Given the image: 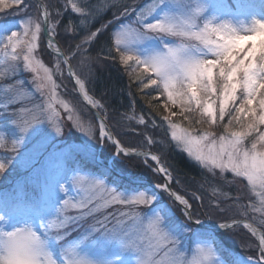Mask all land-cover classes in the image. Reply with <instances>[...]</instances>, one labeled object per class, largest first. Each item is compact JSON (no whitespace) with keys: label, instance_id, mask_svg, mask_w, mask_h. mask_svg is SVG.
Instances as JSON below:
<instances>
[{"label":"rangeland","instance_id":"374dc122","mask_svg":"<svg viewBox=\"0 0 264 264\" xmlns=\"http://www.w3.org/2000/svg\"><path fill=\"white\" fill-rule=\"evenodd\" d=\"M45 1V0H44ZM113 4L128 3L126 9L120 10L112 19L111 23L104 25L97 30L88 31L82 37L80 49L75 48L73 52H67L70 62L74 68L78 80L84 86V79L88 77L89 70L95 63V58L86 54L88 46L95 40L90 38L92 33L104 32L110 25L112 26V38L114 49L120 55H131L140 60L147 59L156 54L167 51V46L174 48L183 44L189 55L198 59H216L211 48L214 45H205L200 40L191 37H173L158 32H150L148 36L139 39L142 33V22L155 23L156 19L163 20L165 15L175 17L176 22L193 33H200L207 25L208 29L226 25V30H221L222 35L230 36L233 31L236 35H251L248 31L252 27L254 19L252 14L255 6L261 0H111ZM85 2H87L85 0ZM46 7L54 11L48 12V33L51 30L55 38L56 21L68 10L76 14L81 11H73V5L77 8L83 7V3L77 0H46ZM21 6V7H20ZM10 7H16L19 15L15 17V12L9 11ZM20 8V10H19ZM82 9V8H81ZM83 14L84 24L87 28L94 22L95 18ZM258 20V19H257ZM30 22V23H29ZM40 25V33L34 42L33 50L29 53L24 42L29 41L31 32L36 24ZM27 30V35H25ZM43 23L40 18L36 3L33 0H20L14 3L13 0H0V41L4 40L12 31H16L21 38L16 52L12 48L7 50V55L3 51L4 44L0 43V71L5 75L0 77V104H5L10 98L16 99L21 107L33 108L39 105L42 109H47L49 105L57 113L54 122L61 128V133L57 135L47 116L42 118V123L35 125L29 132L21 133L18 124L13 120L12 112H19V108L8 107L0 111V162L5 163V171L0 173V202H7L17 206V210L5 213L8 222L0 223V229L4 231H14L16 227H24V223H38L39 218L53 219L57 208L63 207V199L69 200L70 204L82 200L86 193L82 189L71 183L72 177H83L85 181L101 180L106 188H116L126 195L132 193L126 188H118L110 180L105 179L107 171L116 170L130 179V170L139 161L144 183L142 190L148 193H155L158 205L169 209L165 217V231H169L179 242L176 250L169 253L167 248L158 249L155 253L151 245L155 244L151 233L148 231V220L152 217V206L138 205L140 212L139 221H131L127 217H119V211H128L126 206L111 205L107 209H101L94 217H86L75 221L70 230V234L62 241L49 238L47 248L53 255L57 264H63L65 259L72 256V247L79 257H82L90 264H140L143 260L145 264H170L175 260L177 264H185L194 256L202 258L203 253L197 251V243L205 251L212 247L215 251L217 264H260L259 238L264 234V206L261 200L264 196L260 193L264 191L259 184L255 187L249 185L246 178L235 176L231 170V163L227 156L223 157L219 163L221 168L204 167L195 159V154H202L206 158L210 154L221 150V137L232 139L231 132H244L241 123L236 122L235 108L239 107L243 99V88L238 86L236 100L228 103L226 114L219 117V91L215 95L203 97V100L212 102V116L203 114V109L192 105L201 114L195 117L193 123L187 121L186 126L182 121L178 122V105L169 100L168 91L165 90L164 83L152 72L151 68L145 64L133 62V68L143 70L142 72L153 80H157L159 90L164 96L165 109L164 118L169 134L171 146L174 151L184 154L187 161L200 170L198 179H186L176 173L172 167L166 165L167 173L171 175L170 190L178 195H183L189 201L193 212L191 219L198 224H225L234 221H246L252 224L258 235H252V228H245L246 223L239 226L229 227L226 231L213 235L205 228L196 227L194 229L185 226L184 221L179 217L171 203L166 200L165 192L150 184L163 181L155 171L152 164L147 159H125L116 154L110 140L99 139V124L82 106L73 89L65 64L56 53L57 49L46 48L42 36ZM212 40L218 41V35H213ZM49 41L47 44L49 45ZM86 41V42H85ZM118 41H120L118 43ZM6 43V40L4 41ZM246 46H248L246 44ZM56 52V53H55ZM79 52L73 59V53ZM16 54L18 59L11 61V56ZM29 55L31 66L36 71L24 68V56ZM68 58V59H69ZM15 64L16 71L9 73V64ZM59 65V67H57ZM147 68V71H145ZM145 71V72H144ZM214 75V86L216 81ZM264 82V81H262ZM185 85L188 83L185 80ZM37 84H42L43 88L37 89ZM85 88V86H84ZM86 90V89H85ZM169 90L174 91L170 88ZM186 91V88L184 89ZM43 93V94H41ZM176 100V96H173ZM92 102V106L94 107ZM99 104V103H98ZM102 112V108H97ZM231 109V115L228 110ZM257 111L259 109L257 108ZM30 121V118H26ZM197 121H200L197 123ZM206 121V123H204ZM232 121L230 124L229 122ZM111 126H115V121L109 118ZM109 124V125H110ZM91 125L93 136L85 135L79 126L85 129ZM137 125H140L137 123ZM225 126L228 131H225ZM185 132L190 134L191 142H180L174 139L182 136ZM264 132V125H257L256 131L243 137L242 148L251 150L253 142L257 144V151L261 150L260 133ZM7 139H4V137ZM19 138L13 151V141ZM160 147H165L164 143L157 140ZM186 148H190L193 155H189ZM166 150V149H164ZM90 164L96 165L97 174L88 173L86 167ZM161 165L160 167H164ZM164 167V168H165ZM126 173H129L127 175ZM116 179L112 174L110 178ZM135 178H131V180ZM130 182V181H129ZM64 184L67 195L58 190V185ZM48 186L52 190L51 198H42V190ZM87 187V185H85ZM139 191V190H136ZM135 192V190H134ZM193 193L200 199H193ZM164 196V197H163ZM103 203V201H98ZM155 204V201H154ZM114 213L121 219L128 228L135 227L139 232L138 242L141 250L135 248L123 249L119 241L111 239L103 232L97 220L103 216ZM66 215H76L75 209L69 207ZM165 215V213H161ZM199 221V222H197ZM115 220L108 224L111 228ZM206 237V239H200ZM63 253V255H62Z\"/></svg>","mask_w":264,"mask_h":264},{"label":"snow or ice","instance_id":"6c2138e0","mask_svg":"<svg viewBox=\"0 0 264 264\" xmlns=\"http://www.w3.org/2000/svg\"><path fill=\"white\" fill-rule=\"evenodd\" d=\"M13 2L18 4L20 0H13ZM117 10L119 11V7H117ZM73 11H81V9L73 5ZM43 15L47 18L48 11L45 10ZM142 27L144 31L140 33L139 39L148 36L150 32H158L173 37H191L200 40L205 45H214L210 51H212L216 59L212 60H201L189 55L183 44L176 48L167 46L166 52L153 55L144 60L133 56H122L121 59L125 63L127 60L136 59L138 63L150 67L152 72L164 83L165 90L168 91L169 100L173 104H176V100L173 99L174 95L179 100L178 106L181 108V112L195 111L192 105H196L203 109V114L211 117L213 114L212 102L209 100L202 101V98L215 95L219 91V97H217L219 99V117L223 118L226 114L228 103L235 101L237 98L236 92L238 86H242L243 99L239 107L235 108L236 115L233 119L241 123L245 131L242 133L231 132L232 139L222 136L220 138L222 146L219 152L210 154L207 158L198 153L195 154V159L204 167L211 166L209 167L210 171L212 168L217 167L223 171V166L218 160L222 161L223 157L227 156L231 163V170L235 176L246 178L249 185L255 187L256 184H259L261 189H264V132H261L259 136L261 150L257 151V144L255 142L252 143L250 151L242 148L243 137L256 131L257 125H264V82H262L264 81V21H253L252 27L248 29L252 33L251 35H236L235 31H233L227 37L220 34L221 30L227 29L226 25L222 24L210 30L205 25L203 31L193 33L186 30L182 24L177 23L175 17L168 15H165L163 20L156 19L155 23L142 22ZM39 33L40 25L37 23L35 29L31 32L30 40L24 42L29 53L33 50L34 42ZM102 34L101 32L100 35ZM25 35H27V30ZM48 35H53L51 30ZM213 35H218L219 42L212 40ZM90 38L98 40L99 36L97 33H92ZM5 40L6 43L4 42ZM21 42V38L16 31H12L11 35L0 41V43L4 44L3 51L6 55L9 48H12L13 53H15L18 44ZM49 46L57 49V53L59 54L56 43L50 40ZM82 46V44H77L76 48L80 49ZM67 51H72L71 45H68ZM78 54L79 52L73 53V59ZM17 59L18 56L16 54L11 56V61H16ZM64 62L68 63L67 58ZM16 67L14 63L9 64L7 72H15ZM24 68L36 71L31 66L29 55L24 56ZM145 71H147V68H145ZM4 75L5 72L0 71V77ZM214 75L217 78L215 81L216 86H214ZM185 80L188 82L186 85L184 83ZM77 83L83 88V84L79 80H77ZM150 83L156 84L157 80L150 78ZM41 88H43V85L37 84V89ZM170 88L174 89V91L169 90ZM185 88L186 91L184 90ZM8 107L19 108V112L14 111L11 115L13 120L18 124L22 134L29 132L35 125L41 124L44 116H47L55 133L57 135L61 133L60 126L54 122L57 113L51 108V105L46 110L42 109L39 105H35L33 108L21 107L16 99L10 98L5 104H0V111H4ZM94 107L100 108L102 105L97 103L94 104ZM257 108L259 111H257ZM228 114L231 115V109L228 110ZM26 118H30V121ZM97 118L100 120L99 139L103 141L107 138L112 141L119 151H123V149H120V142L114 140L112 134L107 131L105 123L107 116H98ZM199 122L197 121V123ZM138 123L144 124V119H139ZM229 123L231 124L232 121ZM79 128L85 132V135L89 137L93 136L91 125L87 129L83 126H79ZM225 131H228L227 126H225ZM173 138L178 139L180 142H191L190 134L187 132L180 137L174 134ZM4 139H7V137L5 136ZM18 142L19 138L13 141V151ZM148 143H151V140ZM185 150L189 152V155H193L190 148H186ZM151 160L159 163V159L155 155L151 157ZM4 171L5 163L0 162V173ZM156 171L164 174L163 181L155 183L156 189L167 192L170 199L178 201L179 205L183 206L184 215L191 220L193 212L189 211L191 207L189 201L183 195H178L175 191L169 190L171 175L167 173V169L159 167ZM71 183L85 191L86 195L82 200L71 204L69 200L63 199V207L56 209L55 218H39L38 223L35 225L24 223V227H16L14 231L0 229V264H57V261L47 248L48 239L54 238L56 241L64 240L70 234L71 226L75 221L86 217H94L102 208L107 209L111 205L126 206L128 211H119V217H127L134 222L140 220V212L137 211L136 206H152L149 211H152L153 215L148 220L147 227L152 239L156 242L151 245L153 252L155 253L158 249H161V246L167 248L169 253L176 250V245L179 241L169 231H165V227L163 226L169 209L161 205L159 206V210H156L158 201H156L154 192L148 193L145 190H139L126 195L116 188H106L104 182L101 180L85 181L83 177L78 176L72 177ZM58 190L67 195L64 184H59ZM52 194V190L48 186H45L41 193L42 198L45 200L51 198ZM260 195L264 196V191ZM200 198L193 193V199ZM98 201H103V203H99ZM261 205L264 206V199L261 200ZM69 207L75 209L77 214L72 216L66 215V210ZM16 210L17 206L10 205L7 202H0V223L8 222V216L5 213L10 214ZM162 212L165 215H162ZM112 220H115V223L109 228L108 224ZM97 223L111 239L119 241L123 249L135 248L137 251L141 250L137 229L135 227L128 228L114 213L103 216V219L97 220ZM220 227L223 228L225 225L221 224ZM244 227L250 228V225L245 224ZM252 235H257L255 230L252 231ZM200 239H206V237H201ZM199 245L200 243H197V251L203 253V257L197 258L194 256L192 260L186 261L185 264H217L214 249L209 247L205 251ZM258 247L261 257L260 264H264V234L260 235ZM63 264H90V262L79 257L75 248L72 247V256L65 259ZM140 264H145V262L141 260ZM170 264H177V262L173 260Z\"/></svg>","mask_w":264,"mask_h":264},{"label":"trees","instance_id":"16d2710c","mask_svg":"<svg viewBox=\"0 0 264 264\" xmlns=\"http://www.w3.org/2000/svg\"><path fill=\"white\" fill-rule=\"evenodd\" d=\"M86 1L77 0V2L83 3L82 9L80 8L82 14L68 10L61 17L57 16L54 39L65 54L68 52V45H71V52H73L86 32L97 30L111 23L115 15L129 5L124 2L115 5L111 0ZM117 7H119V11ZM47 10L48 12L54 11L49 7ZM9 11L10 13L15 12V17L19 15L16 7H10ZM84 13L89 15L88 18H85L87 21L91 19L90 17L95 18L89 28L84 24ZM112 29L110 25L98 40H93L88 46L86 54L94 55L92 57L95 58L88 77L83 80L88 95L102 105L101 114L107 116L108 124H110L109 118L114 119L115 126L113 127L111 124L109 126L122 146L129 149H150L159 157L161 163L170 165L180 176L186 179H198L200 170L189 163L184 154L174 151L171 146L164 118L163 103L165 100L159 90L158 83L151 84V77L149 78L148 74L145 75L139 68L135 70L132 64L135 62L133 59L127 60L126 63L122 61V56L129 55H120L119 51L114 49ZM176 104L179 105L177 99ZM178 110L181 112L180 107ZM198 113H200L198 110L181 112L178 115V122L182 121V124L186 126L184 118L193 123L195 117L201 116ZM137 115L145 120L143 126L135 123ZM149 140L151 143H148ZM157 140L164 143L165 147H160ZM95 167L90 164L85 169L88 173L97 174ZM141 168L138 161L129 173L141 177ZM143 177L145 176L143 175ZM126 189L130 192L133 191L129 186Z\"/></svg>","mask_w":264,"mask_h":264},{"label":"water","instance_id":"95a60500","mask_svg":"<svg viewBox=\"0 0 264 264\" xmlns=\"http://www.w3.org/2000/svg\"><path fill=\"white\" fill-rule=\"evenodd\" d=\"M37 4V7L39 9V12H40V16L42 18V21H43V38H44V41L47 45V41L48 40H51L54 42L53 38L50 37L47 33V27H48V17L45 18V16L43 15L44 11L46 10V7L43 3L42 0H34ZM58 50H59V57L62 58L63 62L65 61V59L67 58L68 60V63H65V67H66V71H67V74H68V77L70 79V82L74 88V90L76 91V94H77V97L79 99V101L86 107V109L89 110V112L93 115V117L98 121V123H100V120L97 118L98 116H101L99 114V112L84 98V96L81 94V92L78 90V87H77V77L74 73V70L72 68V65L68 59V57L61 51V49L58 47ZM106 123V121H105ZM106 126H107V131H109L111 134V130L108 126V124L106 123ZM113 136V134H112ZM113 139L116 140V138L113 136ZM117 141V140H116ZM112 143V141H111ZM112 145L114 146L115 148V151L116 153L122 155V156H126V157H134V158H146V157H149V156H153L154 154L149 152V151H130L128 149H125L124 147H122L121 145L120 146V149H123V151H119L116 146L112 143ZM153 162V165L157 168H159V163H157V161H154L152 160ZM159 176L164 179V175L162 173H159ZM190 222L192 224H195L197 226H200V227H203V228H207L213 232H221V231H224L226 229H228L229 227L231 226H234V225H241L242 223H246L248 225H250V228H252L253 230H255L252 226V224L246 222V221H234V222H228V223H225V227H220L219 224H216V225H208V226H205V225H200V224H196L194 222H192V220H190ZM255 232L257 233V235L259 234L256 230Z\"/></svg>","mask_w":264,"mask_h":264},{"label":"bare ground","instance_id":"6f19581e","mask_svg":"<svg viewBox=\"0 0 264 264\" xmlns=\"http://www.w3.org/2000/svg\"><path fill=\"white\" fill-rule=\"evenodd\" d=\"M254 12L255 13L252 14L253 17L256 16V19L254 20L258 19L259 21H264V0H261L260 4H257V6H255ZM77 87H78V90L81 92V94L84 96V98L91 104V100L88 97L84 86L83 88H81L80 84L77 83Z\"/></svg>","mask_w":264,"mask_h":264}]
</instances>
